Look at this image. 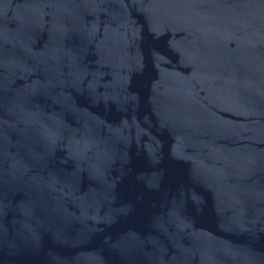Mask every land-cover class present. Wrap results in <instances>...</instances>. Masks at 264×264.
<instances>
[{"label":"water","instance_id":"1","mask_svg":"<svg viewBox=\"0 0 264 264\" xmlns=\"http://www.w3.org/2000/svg\"><path fill=\"white\" fill-rule=\"evenodd\" d=\"M0 264H264V0H0Z\"/></svg>","mask_w":264,"mask_h":264}]
</instances>
